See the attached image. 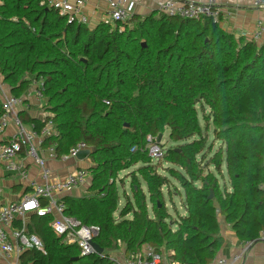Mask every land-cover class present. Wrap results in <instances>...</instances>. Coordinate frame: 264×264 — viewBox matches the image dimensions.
<instances>
[{"label": "trees", "instance_id": "1", "mask_svg": "<svg viewBox=\"0 0 264 264\" xmlns=\"http://www.w3.org/2000/svg\"><path fill=\"white\" fill-rule=\"evenodd\" d=\"M41 1L0 0V71L15 96L33 79L44 78L50 116L20 117L39 131L54 121L59 133L44 144L57 143L58 156L80 141L95 149L89 157L92 194H68L63 201L68 215L99 226L94 241L103 252L81 256L77 245L65 244L53 232L52 216H37L29 232L43 240L46 253L26 250L22 263L113 264L112 252L122 245L131 254L149 244L167 249L173 261L209 264L224 242L220 215L240 241L259 239L264 42L238 38L209 17L187 19L157 9L135 14L128 23L101 20L91 28ZM198 104L209 106L207 128L213 121L215 138L225 145L208 160L212 146H206ZM168 128L180 143L166 149L164 159L171 165L163 174L141 148L147 135L158 138ZM136 164L132 194L126 193L120 208L118 174ZM172 178L185 195L186 214L178 219L165 202L164 188L170 193Z\"/></svg>", "mask_w": 264, "mask_h": 264}, {"label": "built area", "instance_id": "2", "mask_svg": "<svg viewBox=\"0 0 264 264\" xmlns=\"http://www.w3.org/2000/svg\"><path fill=\"white\" fill-rule=\"evenodd\" d=\"M140 3L143 0H109L105 21L113 23H128L136 13L130 11V4ZM160 12L169 16H177L187 19L212 18L221 23L223 10L219 6L220 0H152ZM258 6L264 7V0H255ZM41 5L56 8L60 14L67 15L69 20H78L88 24V17L84 10L87 0H42ZM251 38L259 44L264 42V19L257 22ZM33 93L41 101V108H45V80L43 77L35 78ZM9 85L6 83L0 71V136L5 130L14 124L16 132L7 140L0 143V164L6 171L16 173L22 179L29 181L30 191L26 192L19 200L10 201L0 205V250L6 256L14 255L16 264L26 250L37 249L46 253L43 240L25 227L14 225L16 219L24 217L29 212L37 216H52L50 226L53 232L62 238L65 244L78 246L81 256L96 253L93 241L100 233L97 225L84 224L80 219L66 213L67 205L63 201L65 195L71 194L75 189L87 185L92 181V174L87 168L76 167L64 177L55 175L53 169L48 165V158L68 161L78 160L77 153L80 150L91 148L85 141L78 142L69 153L58 156L57 143L44 144L47 137L58 135L59 131L53 120H48L39 131L34 123H25L20 117L19 107L25 100L22 96H15L8 92ZM109 103V101H107ZM45 118L50 116L47 111ZM143 151L154 163L164 159L165 147L157 141V137L147 135V144ZM132 150H137L133 147ZM30 158L33 164L39 168L36 178L30 177V172L25 163L17 160L20 154ZM264 189V184L261 185ZM2 189L0 188V195ZM261 241H264V231L260 233ZM258 240V239H257ZM257 240L246 241L241 252L235 254L229 261L227 259L215 258L209 264H234L246 254L247 249L255 244ZM113 264H188L173 261L164 251H157L149 244H145L140 252L131 253L126 258L120 259L112 256Z\"/></svg>", "mask_w": 264, "mask_h": 264}, {"label": "crops", "instance_id": "3", "mask_svg": "<svg viewBox=\"0 0 264 264\" xmlns=\"http://www.w3.org/2000/svg\"><path fill=\"white\" fill-rule=\"evenodd\" d=\"M109 0H87V5L84 10L88 17V25L93 28L101 20L106 18ZM219 6L223 10V17L220 25L228 32L235 34L238 38H251V34L256 28L257 22L264 19V7L258 6L255 0H220ZM155 3L152 0H143L140 3L133 2L130 4V11L139 15H145L155 10ZM34 79L31 86L22 94L25 103L19 107V112L22 116H32L35 118L44 119L48 114L45 108H41V101L33 93ZM8 92H11V87H8ZM13 94V93H12ZM16 132V126L10 124L5 130L4 135L0 136V143L7 141ZM17 160L27 165L30 172V177L36 178L39 175V168L33 164V161L25 157L22 153L17 157ZM81 160L70 159L62 161L60 159L48 158V165L53 169L55 175L64 177L76 167H81ZM0 188L2 194L0 195V205L10 201L19 200L26 192L30 191L29 181L22 179L16 173L6 171L3 164H0ZM81 194H75V192ZM90 192L86 191V185L75 189L71 195L82 197L88 195ZM37 215L34 212H29L25 218L20 217L15 220L14 225L18 227H25L28 231L30 228L35 229ZM222 235L224 242L218 252L216 258L231 260L235 254L241 252L245 242L239 240L235 231L227 223L222 224ZM167 254V253H166ZM129 254L126 253L125 248L112 252V256H117L124 259ZM169 255V254H167ZM21 261V258H20ZM17 258L6 256L0 250V264H16ZM22 262V261H21ZM234 264H264V241L255 242L250 246L246 254L237 260Z\"/></svg>", "mask_w": 264, "mask_h": 264}, {"label": "rangeland", "instance_id": "4", "mask_svg": "<svg viewBox=\"0 0 264 264\" xmlns=\"http://www.w3.org/2000/svg\"><path fill=\"white\" fill-rule=\"evenodd\" d=\"M131 24L133 25V23H131ZM143 43H145V42H143ZM205 110H206V113H210V108L208 105L205 104V108H203L201 104H198L199 122L201 124L203 134L207 136L206 146H207V148L212 146V151H208V156H207V160H208L212 157L213 154H215L220 149V147L225 148V145L222 141L215 138L213 121L210 122V126H209V128H207V121L205 118ZM170 132L171 131L168 128L165 131V133H163V138H162L161 144L165 147V149L175 147V146H177V144L180 143V141H176L170 137ZM193 138L194 137L190 138V140H192ZM154 164L156 165V168L158 169V171L160 173H163V174L168 173L167 167H169L171 165V163L165 159L158 161ZM139 165L140 164H136V165H134L128 169H124V170L120 171L118 174V177L116 180V185L119 189V194H120V201H119V207L120 208L126 202V193H129L130 195L132 194L131 183L133 180V174H134L135 170L139 167ZM91 166H92V162H91L90 158L82 160L81 167L87 168L89 170V168ZM210 168L213 170V166H211ZM223 172L226 176V181L229 183V178H228V174H227V168H226L225 160L223 163ZM219 177H220V182L223 186L225 181L221 175ZM139 179L141 181L143 189L147 190L146 182L142 179L141 176H139ZM172 181H173V185H172L170 193H168L166 188H164L165 202H166L168 211L172 215V219H178L180 217V215L186 214V206H185V202H184L185 195H184V190H183L182 186L179 184V182L175 178H172ZM112 182H113V179H112ZM91 184H92V181L86 185V191L90 192L88 195L92 194V192L90 191V188H89L91 186ZM75 194H81V193H78V191H77V192H75ZM151 206L152 205L150 203V207ZM117 214L118 213L116 212V215ZM220 219L222 221V224H225L223 216L220 215ZM173 228L176 229V225H173ZM123 248H124V245L121 246V249H123ZM164 252L167 254L170 253L167 249H164Z\"/></svg>", "mask_w": 264, "mask_h": 264}, {"label": "water", "instance_id": "5", "mask_svg": "<svg viewBox=\"0 0 264 264\" xmlns=\"http://www.w3.org/2000/svg\"><path fill=\"white\" fill-rule=\"evenodd\" d=\"M126 126H129V124L127 123ZM162 138H163V133H160L159 136H158V138H157V141L159 143H161L162 142ZM94 151H95V149L92 148V147L91 148L84 149V150H80L77 153V158H78V160H81V161L84 160V159H87V158H89L94 153ZM209 197H210V199H213L214 198V191H213V189H211V193H210V196ZM258 241H261V239H258L257 242ZM93 245H94L96 251L98 253L102 254L103 248H101L98 244H96L95 241H93ZM78 259H79V257H75L74 258V260H78Z\"/></svg>", "mask_w": 264, "mask_h": 264}]
</instances>
